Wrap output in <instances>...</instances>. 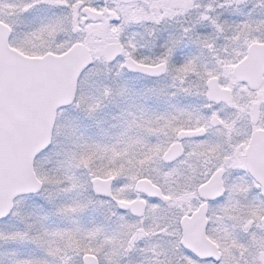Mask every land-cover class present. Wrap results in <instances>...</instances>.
<instances>
[{"label":"snow or ice","instance_id":"6c2138e0","mask_svg":"<svg viewBox=\"0 0 264 264\" xmlns=\"http://www.w3.org/2000/svg\"><path fill=\"white\" fill-rule=\"evenodd\" d=\"M0 264H264V0H0Z\"/></svg>","mask_w":264,"mask_h":264}]
</instances>
